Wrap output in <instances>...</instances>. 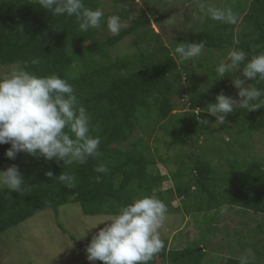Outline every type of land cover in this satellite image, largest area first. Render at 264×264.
I'll return each instance as SVG.
<instances>
[{
  "label": "trees",
  "instance_id": "obj_1",
  "mask_svg": "<svg viewBox=\"0 0 264 264\" xmlns=\"http://www.w3.org/2000/svg\"><path fill=\"white\" fill-rule=\"evenodd\" d=\"M119 1L113 0L116 4ZM84 3L92 9L100 8V0ZM223 5L232 8L239 19L246 7L244 0H230ZM159 9L163 11L164 7ZM128 14L124 9L118 15L126 18ZM243 22L202 24L186 37L170 41L167 48L144 12L118 36L97 41L94 36L98 29L81 32L75 17L54 15L43 9L39 1L0 0V66L23 65L37 59L38 64L29 63L30 71L39 76L56 74L72 84L91 117L92 135L101 137L102 153L89 158L84 165H64L63 161H48L23 152L9 159L5 151L10 144L0 145V171L16 165L29 186L19 193L0 189V233L43 209L57 215L60 206L74 203L86 215H109L134 199L151 194L168 206L169 214L173 201H178L182 212L191 214L198 226L203 223L205 227L199 226L202 238L198 241L211 237L203 229H213L212 218L222 209L264 216V157L252 152L253 132L264 131V107L248 111L235 106L234 113L226 117L228 123L218 124L220 132L231 135L234 129L238 134L249 135L244 140L248 147L243 156L228 162V166L222 162V153L217 152L218 159L213 160L211 153L203 152L189 157L184 169L169 170L166 175L159 170L157 162L165 161L154 146L157 131L166 134L174 145L186 144L194 137L198 140L199 134H210V126L199 123L210 114L196 109H205L210 100L215 103L216 96L221 94L217 93L218 88L225 87L223 79L230 80L235 75L236 72L229 73L218 79L214 71L229 50L242 49L249 59L264 52V0H249ZM127 36L139 37L140 43L133 42L122 55L108 56L106 48ZM199 41L205 42L207 52L199 58L207 59L203 73L209 81H216L215 89L208 90L207 82L200 84L192 60L181 62L175 54L176 43ZM142 44L151 50L145 51ZM215 54L221 55L215 59ZM249 81L250 87L264 88V81ZM175 95L180 102L173 101ZM205 95L209 97L207 102ZM181 106H187L188 111L180 112ZM233 148L235 151L236 147ZM220 164L225 167L223 171L220 168L221 172ZM101 165L108 167L107 174L96 172ZM47 172H52L53 177L46 176ZM62 172L76 177L74 189L66 188L58 180ZM96 176L101 177L100 182H96ZM167 180L172 187L162 189ZM261 225L258 222L257 228L263 232ZM161 239L165 248L150 264H203L207 245L188 240L182 248L168 247V239ZM242 244L258 248V240ZM220 264H239V257H225ZM251 264L260 263L252 260Z\"/></svg>",
  "mask_w": 264,
  "mask_h": 264
},
{
  "label": "clouds",
  "instance_id": "obj_2",
  "mask_svg": "<svg viewBox=\"0 0 264 264\" xmlns=\"http://www.w3.org/2000/svg\"><path fill=\"white\" fill-rule=\"evenodd\" d=\"M39 3L54 15L75 17L81 32L106 27L111 35L118 36L128 27L119 15L105 18L102 8H89L84 0H39ZM198 7L213 21L227 25L239 22L238 14L230 7H206L204 0H199ZM193 19L198 20L199 14L194 13ZM176 44L174 51L181 62L201 56L205 49L204 41ZM29 63L35 65L39 60L13 64L8 71L0 72V145L11 146L5 156L15 159L23 152L36 158L43 156L48 161H63L64 165H84L89 158L100 157L101 137L92 135L91 117L80 103L73 85L56 74L39 76L28 69ZM214 71L218 79L229 73H239L231 80L239 99L219 94L215 103L209 104L207 113L215 117L216 123L227 124L226 117L234 113L236 105L248 111L264 107V88L249 87L250 84L245 83V80L264 81V52L249 59L244 50L231 49L227 62H220ZM199 123L207 125L208 120L201 119ZM108 171L104 165L96 168L98 173L107 174ZM46 176L52 178L53 174L47 172ZM57 178L66 188L76 187L77 180L72 174L62 172ZM94 179L100 182L101 177ZM28 187L16 165L0 171V189L19 193ZM168 211V206L156 194H151L142 195L117 213L106 215L88 228L104 224L92 235L85 249L86 259L103 264H150L165 248L160 230ZM88 229L83 231L81 238ZM252 258L254 253L248 249L239 257V264H251Z\"/></svg>",
  "mask_w": 264,
  "mask_h": 264
},
{
  "label": "rangeland",
  "instance_id": "obj_3",
  "mask_svg": "<svg viewBox=\"0 0 264 264\" xmlns=\"http://www.w3.org/2000/svg\"><path fill=\"white\" fill-rule=\"evenodd\" d=\"M229 1L204 0L206 7L211 5L221 8H224L223 4ZM248 2L249 0H244L246 7L240 13L238 23L244 20ZM198 3L199 0H121L116 4L113 0H100V8L104 10L105 15H118L122 10L127 9L129 11L128 16L126 18L120 16L122 23L127 25L140 12H144L149 17L153 30L160 34L167 48H170V41L186 37L194 29L200 28L202 24L209 26L216 23V21L210 19L206 12L199 11ZM160 7H164V10L159 11ZM194 13L199 14L198 20L193 19ZM110 35L106 27H103L97 30L94 37L97 41H103ZM133 42L140 43L139 37L127 36L116 45L106 48L107 55L110 57L122 55L129 50ZM154 45H156V42ZM142 47H144L145 51L151 50V47H147L146 44H142ZM206 53L203 51L202 55L192 59L191 63L192 67L198 72L200 84L207 82L208 90H210L217 87L216 81H209L203 73L207 67V64L205 65V60L207 59H199L205 56ZM218 55L221 54H215L212 57L216 59ZM227 58L228 55L221 62H227ZM10 66H0V72L8 71ZM206 74L208 76V73ZM237 75H239L238 72L232 76V79ZM232 79L227 80L224 78L225 87L218 88L217 93L222 94L223 92L225 96L238 100L237 89L233 87ZM245 83L250 84V81L245 80ZM205 98L207 102L209 99L208 95H205ZM173 101L180 102V97L175 95ZM209 104H212L211 100L207 103L205 109L197 108L196 112H207ZM188 109L187 106H181L179 111L186 112ZM202 119L208 120L206 126H210V131H212L209 135L199 134L198 140L194 137V140L188 141L186 144L174 145L170 143L171 139L166 134L157 131V139L154 146H157L159 155L165 161L163 164L156 161L159 164L161 173L167 175L169 170H176L180 167L184 169L183 164L189 161V157L194 158L196 157L195 155L203 152L211 153L213 160L218 159V154L222 153L224 157L222 162L226 166H228V162L235 161L236 158L240 159L243 156L245 149L248 147L245 145L247 141L244 140L249 135L238 134L234 129L231 135L220 132L218 123L213 120L211 115L208 117L204 116ZM224 139L229 143L231 142V145L228 146L229 143H226ZM241 141L244 144L240 143ZM252 145V152L264 157V131L253 132ZM233 147H236L235 151ZM154 150H152L153 153ZM217 152L219 153L217 154ZM215 153L216 156L214 155ZM187 154L194 156H186ZM155 159L157 160L158 156H155ZM215 163L218 162L215 161ZM220 168L222 171L225 169L222 164L218 168L221 172ZM162 185V189H168L172 187V182L167 180ZM172 205L174 206L172 214L168 213L165 225L160 230L161 238L168 239V247L176 246L182 248L188 240L195 241L202 246L207 245L203 264H220L221 259L225 257H240L241 254L251 249L254 253L252 260L264 264V216L239 212L238 210L222 209L219 214L212 218L214 222L213 229H203L211 237L207 240L198 241V239L202 238V236L200 237V227H205V225L200 222L199 227V222H196L191 214L182 212L178 201H173ZM105 216L102 214L86 215L74 203L60 206L57 215L50 209L40 210L24 221L12 226L9 230L0 233V264H97L96 261L89 262L86 259L87 253L85 249L92 235L99 228L104 227V224L92 229L88 228L94 226L95 223ZM258 222L262 223L263 232L258 230ZM60 223L62 226L59 225ZM86 229L88 230L85 237L81 238L83 231ZM203 235L205 234L203 233ZM254 240H258V248L256 250L250 247L249 244H242Z\"/></svg>",
  "mask_w": 264,
  "mask_h": 264
}]
</instances>
